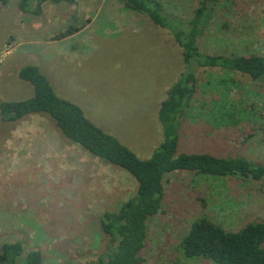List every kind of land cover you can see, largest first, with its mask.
Returning <instances> with one entry per match:
<instances>
[{
  "label": "rangeland",
  "instance_id": "1",
  "mask_svg": "<svg viewBox=\"0 0 264 264\" xmlns=\"http://www.w3.org/2000/svg\"><path fill=\"white\" fill-rule=\"evenodd\" d=\"M160 1L166 17L188 21L201 0ZM19 2L0 5V102L33 97V85L19 72L38 65L60 97L150 158L164 141L160 104L185 71L170 27L120 0H48L41 15L23 12ZM69 26L81 29L54 39ZM198 43L207 54L264 56V0L211 5ZM194 70L197 91L182 118L180 151L264 162V80L220 67ZM230 109L232 120L223 122L221 112ZM84 151L92 156L49 116L5 121L0 113V251L3 243L20 241L25 254L40 250L43 264H103L114 246L101 217L131 199L137 182L113 165L92 173L68 164ZM165 188L162 211L147 224L141 264H217L187 258L181 246L203 214L230 232L264 221V180L176 171Z\"/></svg>",
  "mask_w": 264,
  "mask_h": 264
},
{
  "label": "trees",
  "instance_id": "2",
  "mask_svg": "<svg viewBox=\"0 0 264 264\" xmlns=\"http://www.w3.org/2000/svg\"><path fill=\"white\" fill-rule=\"evenodd\" d=\"M48 0H20L25 13L41 15ZM54 3L74 4L76 0H51ZM125 7L146 13L163 27L169 26L182 47L185 71L167 91L161 102L159 120L164 141L148 159L140 158L117 136L105 131L92 121L75 102L60 97L48 77L38 65L21 68L20 78L31 82L34 96L19 101L0 102V113L5 121H19L31 114L51 117L61 133L82 146L86 151L113 166L130 173L137 182L135 195L117 211H105L101 228L112 239L111 252L104 255L103 264H141L146 246L147 224L151 217L162 211L166 193L165 179L170 173L185 171L196 176H237L264 180V162H254L242 156H222L207 151H180L181 124L191 110L192 98L197 91L198 78L194 68L220 67L249 75L253 80H264V56L260 54L230 56L207 54L201 51L198 37L206 28L211 5L221 0H201L193 17L188 20L166 17L160 0H120ZM8 0H0L5 5ZM34 4L30 10V5ZM81 28L69 26L55 35L63 39ZM223 122L232 120L230 110L221 112ZM238 122V120H237ZM181 246L187 258H207L217 264H264V221L247 224L238 232L227 231L206 214L195 220L182 238ZM0 264H43L40 250L25 254L20 241L3 243Z\"/></svg>",
  "mask_w": 264,
  "mask_h": 264
},
{
  "label": "crops",
  "instance_id": "3",
  "mask_svg": "<svg viewBox=\"0 0 264 264\" xmlns=\"http://www.w3.org/2000/svg\"><path fill=\"white\" fill-rule=\"evenodd\" d=\"M74 147H76V146H74ZM68 148H70V147H68ZM71 148H73V147H71ZM78 154L79 155H77V156H71L70 160L68 158V164L69 163L78 164L79 166H81V168H80L81 171L89 169L90 170L89 172L97 173V172L101 171L103 168L112 167L110 163L105 162V161L101 160L100 158L95 157L93 155L91 156L88 153H86L85 151L83 153L78 152ZM116 171H119V170H116ZM80 174H81V172H80ZM111 180H113V179L111 178Z\"/></svg>",
  "mask_w": 264,
  "mask_h": 264
}]
</instances>
